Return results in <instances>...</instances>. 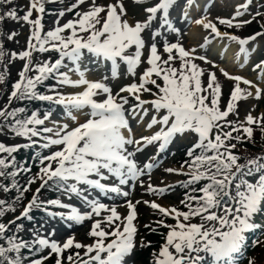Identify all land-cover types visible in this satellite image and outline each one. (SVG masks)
Here are the masks:
<instances>
[{"label":"snow or ice","instance_id":"6c2138e0","mask_svg":"<svg viewBox=\"0 0 264 264\" xmlns=\"http://www.w3.org/2000/svg\"><path fill=\"white\" fill-rule=\"evenodd\" d=\"M253 4L135 0L130 9L125 0H29L0 10V134L18 138L0 141V264H140L136 256L150 246L152 264H205V255L210 264H242L248 233L264 229V149L234 151L254 141V127L264 133V110L246 107L240 117L241 102L264 100V22L239 34L264 21V3ZM220 8L226 14L213 15ZM9 20L29 28L19 49L10 46L21 33ZM232 45L236 71L227 67ZM49 52L56 58H37ZM249 64L257 77L243 74ZM37 144L48 154L36 153L39 171L21 185L18 174L31 168L17 154ZM171 144L187 157L163 168L187 177L178 182L187 189L182 208L158 202L171 185L152 182L158 154ZM46 188L60 195L42 196ZM101 196L122 198L126 211ZM141 204L154 217L146 223ZM140 228L160 234L158 248Z\"/></svg>","mask_w":264,"mask_h":264},{"label":"rangeland","instance_id":"374dc122","mask_svg":"<svg viewBox=\"0 0 264 264\" xmlns=\"http://www.w3.org/2000/svg\"><path fill=\"white\" fill-rule=\"evenodd\" d=\"M28 2H29V0H20V4L23 7ZM64 2L68 3V0H64ZM240 2H242V0H240ZM125 3L130 9L134 8V6H135V0H125ZM261 3H264V0H254L253 7L259 8ZM11 6H16V5L13 2H12L11 5H7V7H11ZM218 11L223 13V14H226L224 12V9L220 8V9L213 10V15H215ZM257 21L259 23L264 22V21H260L258 19L256 21H253L254 24L251 26L250 29H246L243 32H239V30H237V31L241 35L248 34L249 31L251 32L257 26ZM48 23H49V19L46 17V20H45L46 29H47ZM6 27L8 29H14V30H16V31L21 33L18 36L19 44L12 43L10 45L13 49L21 48L25 44V39H26L27 35L29 34V28L27 26H25L21 30L20 25L16 21H12V20L8 21ZM253 47H255V45H253ZM229 51L231 52L230 54H229ZM229 51L227 53V55L229 57V63L227 65V67H228L229 71H236L238 69V63H239V61H237V55H236L238 53V48L235 45H232L231 48L229 49ZM49 55H51L53 59L56 58V55H53V54H50V53L37 54V58L39 60L43 61V60L47 59ZM239 56H240V59H242L243 54H239ZM255 59H256V54H254V56L252 57L253 62H255ZM10 67H11V74H12V77L14 79L16 77L17 69L19 67V61L16 62L15 66H10ZM250 69H251V64L246 66V68L244 69L243 74L246 75L249 78L257 77L258 73L255 72V71H252ZM241 86L242 87H246L243 84ZM69 90H71V89H69ZM224 91H225V93H227V91H228L227 87H225ZM2 104H3V100L1 99L0 100V105H2ZM222 104H223V101H222ZM253 105H255V108H254L253 113H252L253 115H258L262 110H264V100L257 101L255 99H250V100H248V102L246 104L241 102V108H240V117H241V119H243L244 116H245L244 108H246V107L247 108H252ZM242 131L243 130L241 129V132ZM20 139H22V138H20ZM0 141L4 142L6 144H12V143L18 142V138L15 137V136H12V135L5 136L4 134H0ZM24 150H25V154L26 155L23 154V156H22L18 152L19 159L18 158L17 159L20 160V161H21L22 158H25L27 156H29V157L32 156V154L36 155V153L38 151L39 152H43V154H48V150L42 149L40 144L34 145L31 148H26ZM19 151H21V150H19ZM147 151L151 155L153 153L154 149L152 147H149ZM0 155H5V154L0 153ZM34 155H33V157H35ZM181 156H184V148L182 146L178 145V144H171V145H169V147L167 149H165L163 152L158 154V159L161 162V167H159V168H157V169H155L153 171V173H152V182H153V184L158 185V186H163L164 184L171 185L170 191L163 198H160L158 200V202H160L162 204L175 205V206L180 205L179 204V199L183 197V194H184L183 193V189L184 188L182 187V183H178V182H185L187 180V177L182 175V174H177V173H165L163 171V168L168 167V166H173V167L179 166L183 162V160L180 161L181 160ZM31 158L32 157H30V159ZM36 165H37V168H35V170L33 168L31 170V172H29V173H31L29 179L31 178V176L33 174H36L39 171V161L38 160L36 162ZM33 167H34V165H33ZM21 173H24V172H21ZM20 174H18L17 177H19V179L21 180L22 176ZM2 179L3 178L0 177V180H2ZM249 179H252V178L250 177ZM38 186H39V181L33 183L31 185L30 191L28 192V195H30L32 193V191H34V189L36 187H38ZM50 190H52V189H48V188L44 189L43 192H42V196H46V194H48V192ZM94 194H98V193H94ZM141 195H142L141 190L138 188L137 192L133 194L132 198L133 199H137V198H140ZM0 198H3V194L2 195L0 194ZM144 198H155V197H153L152 194H146V195H144ZM64 199L67 201V197L66 196H65ZM101 199L105 203H116L119 206V211H121V212H125L126 211L122 198H118L115 201H113V200H110L107 197L101 196ZM70 202L75 203L77 206L80 205L79 199L77 197H75V196L72 197V200ZM25 203H26V201H25ZM139 207L141 208V211H142V215H140V217H139L141 223H146L150 219L154 218V217H150L149 213L145 210L146 206L141 204ZM20 210L21 209L19 207H17V212H19ZM35 212H38V211H35ZM10 215L11 214H9V216L5 217V219L10 218L11 217ZM36 218H38V216H36ZM86 230H87V224H85V226L83 228H78V230H76V232H75L76 238L77 239H83V234H84V231H86ZM263 230L264 229L258 228V229L252 230L251 234L253 236L255 234H256V236H259V234H261L263 232ZM140 232H141L142 235H144V236L146 235V232H145L144 228H140ZM246 243L249 244V241L247 240ZM247 247H248V245L246 246L244 251L241 253L242 255L244 253L246 254ZM257 253H259L262 256V262L263 263L261 262L259 264H264V244H263L262 248L260 250H258ZM150 254H151V252H149V254L148 253H144V254H142V257H141L140 253H138V255L136 256V260H138L140 262V264H152V259H151V255ZM145 256H146V258H145ZM145 261H146V263H145ZM246 262H248V261H246ZM46 264H52V260L49 259L46 262Z\"/></svg>","mask_w":264,"mask_h":264},{"label":"trees","instance_id":"16d2710c","mask_svg":"<svg viewBox=\"0 0 264 264\" xmlns=\"http://www.w3.org/2000/svg\"><path fill=\"white\" fill-rule=\"evenodd\" d=\"M0 71H3L2 67H0ZM39 105H40L39 103H35V106H39ZM254 137H255L254 141L243 140L240 143V147L238 148V152L237 153L238 154L251 153L253 155L260 153L261 150L264 149V133H262L258 127H254ZM19 153H20V155L23 156L24 150L23 151H19ZM17 158L19 159L18 154H17ZM240 162L243 163V160H241ZM20 175L22 176L21 180L19 179V177H17V180H18L19 184L23 185L25 183V181H26V176L24 174H22V173ZM0 194L2 195L3 193H0ZM57 194H59V193L57 192ZM50 195L53 196L52 193H50ZM52 198H54V197H52Z\"/></svg>","mask_w":264,"mask_h":264},{"label":"bare ground","instance_id":"6f19581e","mask_svg":"<svg viewBox=\"0 0 264 264\" xmlns=\"http://www.w3.org/2000/svg\"><path fill=\"white\" fill-rule=\"evenodd\" d=\"M193 31L195 32L196 31V29H193ZM231 52L229 51V54H230ZM242 60V59H241Z\"/></svg>","mask_w":264,"mask_h":264}]
</instances>
